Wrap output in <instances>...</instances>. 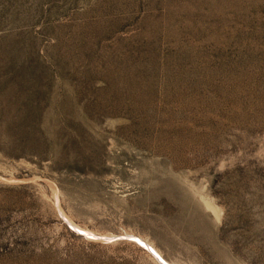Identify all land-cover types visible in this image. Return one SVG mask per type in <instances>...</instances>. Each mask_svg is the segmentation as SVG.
<instances>
[{"label":"rangeland","instance_id":"obj_1","mask_svg":"<svg viewBox=\"0 0 264 264\" xmlns=\"http://www.w3.org/2000/svg\"><path fill=\"white\" fill-rule=\"evenodd\" d=\"M151 245L264 264V0H0V264Z\"/></svg>","mask_w":264,"mask_h":264},{"label":"bare ground","instance_id":"obj_2","mask_svg":"<svg viewBox=\"0 0 264 264\" xmlns=\"http://www.w3.org/2000/svg\"><path fill=\"white\" fill-rule=\"evenodd\" d=\"M205 202V205H206V207L209 209V210H211L215 215H216V217L219 219L220 218V210L216 207V206H214L210 201H208V200H205L204 201ZM59 203V202H58ZM75 228V227H74ZM150 246V245H149ZM152 246V249H153V253H154V255L156 256V258L158 259V261L161 263V264H165L162 260H161V258H160V256H159V253H157L155 250H157L153 245H151ZM161 255V254H160Z\"/></svg>","mask_w":264,"mask_h":264}]
</instances>
